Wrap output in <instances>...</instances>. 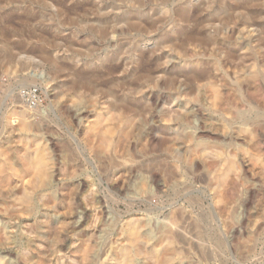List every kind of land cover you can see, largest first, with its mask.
<instances>
[{
  "label": "rangeland",
  "instance_id": "obj_1",
  "mask_svg": "<svg viewBox=\"0 0 264 264\" xmlns=\"http://www.w3.org/2000/svg\"><path fill=\"white\" fill-rule=\"evenodd\" d=\"M45 1L0 0V264H264V0L263 6L235 11L232 26L217 21L206 28L211 38L221 33L223 48L210 88L207 81L191 86L183 75L211 68L210 56H200L206 67L186 65L179 50L159 46L163 34L173 38L180 31L166 24L175 9L202 6L213 21L229 5L214 12L205 7L214 0L155 5L148 17L162 15L165 24L142 26L150 32L139 36L110 35V44L95 28L108 22L122 31V18L144 20L129 12L135 3L85 0L83 10L73 7L77 0ZM135 48L157 65L136 87L141 112L125 123L117 112L120 121L114 124L107 97L112 85L106 84L127 82L129 66L94 78L96 90L72 83L80 69L90 73L106 66L103 58L114 51L122 49L128 65L137 61ZM42 51L51 53L50 60ZM212 87L221 91L217 105ZM22 90L37 91L35 105ZM107 127L114 137L108 139ZM101 135L111 138L110 146L105 140L104 147ZM40 152L52 169L36 184L33 162ZM129 224L138 232L133 257L127 251Z\"/></svg>",
  "mask_w": 264,
  "mask_h": 264
},
{
  "label": "bare ground",
  "instance_id": "obj_2",
  "mask_svg": "<svg viewBox=\"0 0 264 264\" xmlns=\"http://www.w3.org/2000/svg\"><path fill=\"white\" fill-rule=\"evenodd\" d=\"M39 1V0H38ZM47 1V0H46ZM45 1V2H46ZM50 1V0H49ZM48 1V2H49ZM70 1V0H69ZM74 1V0H73ZM87 1V0H86ZM85 0H77V2L73 5V7L75 8V9H77L76 7H78L79 6V8L81 7L83 10H85V8H87L88 7V5H87V3L88 2H86ZM113 1V3H124L123 1H126V0H112ZM172 0H130V4H131V2H133V3H135V6L134 7H132L133 9L131 10V8L129 9L128 7V4H129V2H128V4H127V6L128 7H125L124 5H123V8H128V10H129V12H135V13H137V14H139V16L140 17H142L144 20H141V19H139V18H131V17H129V18H122V20L121 21H119L118 22V24H117V22L115 23V24H117V25H119V24H122V23H124V24H126L127 25V29L125 28V29H123L122 31H117L114 27H111L109 24H108V22H106V23H103V25H101L98 29L97 28H95V30H97V32L100 34V37H102V39H105V40H107L110 44L112 43L113 44V39H111V38H108L110 35H114V38H116V34H118V33H120L121 35H126L127 33L129 34H131L132 32H136L137 34H138V36L139 35H141V34H143L145 31H149L150 32V30H145V29H150V27L151 26H153V25H155V24H165L164 23V18H162V15L161 16H157V19H151L150 17H148V15H149V11L150 10H153L154 9V6L156 5V6H158V7H167L170 3H172L171 2ZM262 1L263 0H214V1H212V2H210V3H208L207 5L205 4V7L208 9V10H211V12H214V11H216L217 9H222V8H224V7H226V5H229L227 8H226V10L219 16V17H217L215 20H210L209 19V17L208 18H206V15H203V13L204 12H206V10H204V8L202 7V6H199L198 8H196L195 10H192V9H185V8H182V7H179V8H177V9H175L174 10V13H173V15L169 18V22L168 23H166V24H168V25H170V26H172V30H174V29H179L180 31L179 32H177V34L173 37V38H171L170 36H171V34H169V33H167L166 35H164L163 34V36H164V38H166V39H163V40H166L164 43H162L160 46H159V50L160 49H162V48H164V47H166V45H171V46H173L174 47V49L176 48L177 50H179L180 52H179V54H182L183 53V55H184V60L183 61H185V63H186V65H188V64H190V65H195V66H205L206 67V65H205V63H203V61H201L200 60V56L201 55H203V56H205V54H206V56L208 55V56H210V58H212L213 59V62L211 63L212 64V67L211 68H204V69H201V70H198L197 68L196 69H191V70H189L188 72H184V77H186V80L189 82V84L191 85V86H198L199 88H200V84H202V82L204 81V82H206V83H204V85L206 84V85H208V87L207 88H210L209 87V85H215V84H212V82H211V80H213V78L215 79V77H213L212 76V72H213V70H215V72L216 71H220L221 70V65L222 64H220L221 63V59L220 58H218V56H219V52L223 49V48H221L222 46H221V43H222V39H221V33H219V31H215L214 33H215V35L213 36V38H211V37H209L208 35H207V30H206V28L209 26V25H213L214 23H216L217 21H220V23L221 24H223L224 26H227L228 24H230L231 22H233L234 21V19H233V15H235L236 16V14L237 13H235V11H241V10H239V9H248V8H251V7H257V6H259V5H261V3H262ZM25 2V1H24ZM41 2H42V0H41ZM47 2V3H48ZM64 2H67V1H65V0H62V3L64 4ZM70 2H72V0L70 1ZM174 2V1H173ZM194 2V1H193ZM54 3V2H53ZM56 3V2H55ZM126 3H127V1H126ZM231 3H233L232 5H231ZM263 3H264V1H263ZM60 4V3H59ZM62 4V5H63ZM65 4H67V3H65ZM85 4V5H84ZM129 4V5H130ZM58 5V4H57ZM86 5H87V7H86ZM114 5V4H113ZM119 5V4H118ZM133 5V4H132ZM66 6V5H65ZM69 6V5H68ZM107 6H109V5H107ZM261 6H263V4L261 5ZM261 6H260V8H261ZM24 7V6H23ZM63 7H64V5H63ZM62 7V8H63ZM67 7V6H66ZM122 7V6H121ZM70 8V7H69ZM96 8V7H95ZM98 8V7H97ZM123 8H121V9H123ZM167 8H169V7H167ZM205 8V9H206ZM259 8V9H260ZM263 8V7H262ZM261 8V9H262ZM24 9H25V7H24ZM64 9V8H63ZM88 9V8H87ZM93 8H91V10H92ZM109 9V8H108ZM11 10V9H10ZM33 10V9H32ZM67 10V9H66ZM80 10V9H79ZM111 10V9H110ZM252 10V9H251ZM263 10V9H262ZM73 11V10H72ZM96 11V10H95ZM98 11V10H97ZM104 11V10H103ZM106 11V10H105ZM258 11V10H257ZM34 12V11H33ZM64 12V11H63ZM70 12H71V10H70ZM88 12V11H87ZM91 12V11H90ZM99 12H100V10H99ZM98 12V13H99ZM102 12V11H101ZM112 12V11H111ZM104 13V12H103ZM106 13V12H105ZM161 13V12H160ZM235 13V14H234ZM244 13V12H243ZM245 13H247L246 11H245ZM94 14V13H93ZM96 14V13H95ZM131 14H133V13H131ZM239 14V13H238ZM90 15V14H89ZM98 15H101V14H98ZM105 15V14H104ZM129 15V14H128ZM240 15H243V17H244V15H246V14H240ZM250 15V14H249ZM253 15H255V13L253 14ZM96 16V15H95ZM239 16V15H238ZM257 16V15H256ZM9 17H10V15H9ZM8 17V18H9ZM11 17H12V14H11ZM10 17V18H11ZM87 17L89 18V16L87 15ZM237 17V16H236ZM246 17H247V15H246ZM253 17V16H252ZM16 18V17H15ZM100 18H103V16L102 17H100ZM154 18H156V17H154ZM245 18V17H244ZM250 18V17H249ZM13 20H14V18H12ZM92 19V18H91ZM207 19H209V20H207ZM29 20V19H28ZM34 20V19H33ZM32 20V21H33ZM101 20V19H100ZM99 20V21H100ZM114 20H116V19H114ZM237 20V19H236ZM235 20V21H236ZM7 21V20H6ZM11 21V20H10ZM31 21V22H32ZM36 21V20H35ZM92 21H94V20H92ZM99 21H97L96 23H98ZM102 21V20H101ZM111 21V20H110ZM9 22V21H8ZM103 22H104V20H103ZM102 23V22H101ZM219 23V24H220ZM92 24H93V22H92ZM114 24V25H115ZM158 24V25H159ZM232 24H234V23H232ZM87 25V24H86ZM89 25H91L90 23H89ZM99 25V24H98ZM97 25V26H98ZM112 25V24H111ZM215 25V24H214ZM92 26V25H91ZM116 26V25H115ZM142 26H143V28H145V29H143L142 28ZM146 26V27H145ZM157 26V25H156ZM230 26H232L231 24H230ZM93 27V26H92ZM124 27V26H123ZM159 27V26H158ZM91 28V27H90ZM94 28V27H93ZM119 28V27H118ZM222 28V27H221ZM233 28V27H232ZM155 29V28H154ZM157 29V28H156ZM227 29H228V27H227ZM230 29H231V27H230ZM94 30V29H93ZM94 30V31H95ZM145 30V31H144ZM153 30V28L151 29V31ZM238 30V29H237ZM93 32V31H92ZM96 32V31H95ZM6 34V33H5ZM145 34V33H144ZM152 34V33H151ZM8 35V34H7ZM133 35V34H132ZM225 37V35L223 34L222 35V37ZM33 37H35L34 35H33ZM42 37V36H41ZM147 37V36H146ZM161 38H163V37H161ZM169 38H171L170 40H167V39H169ZM97 41V40H96ZM122 41V40H121ZM221 42V43H220ZM82 43H83V41H82ZM77 45V44H76ZM107 46V45H106ZM221 46V47H220ZM73 47H75V46H73ZM122 48V47H121ZM127 48V47H126ZM145 48V47H144ZM215 48H217V50L215 49ZM86 49V48H85ZM120 49V48H119ZM171 49H172V47H171ZM225 49V48H224ZM116 50V49H115ZM125 50V49H124ZM135 51H134V53H135V55H134V58L136 57L137 58V61H136V59H135V61H132L129 65H128V61L124 58V60H122L121 59V52L120 51H122V49L121 50H119V52L118 51H114V53H112V57L111 58H108V59H106V58H103L104 59V61H107V65L106 66H103V67H99L98 69H94L93 70V72L91 71H89L90 73H85V71H83L82 69H80V71L79 70H77V71H79L77 74H76V78H77V80H75V82L74 83H72L73 84V87L74 88H77L78 89V87L79 86H85V88L86 87H88V88H90L91 89V87H93V90H96L97 88H96V86H98V85H96V81L94 80L93 81V79L94 78H96V80H98V79H102V78H106L107 77V75H110V76H112V75H117L118 73L117 72H119L121 69H126V68H124L125 66H129V70H126L125 72H126V78H130V80L131 81H129L128 79H127V82L126 81H124V80H122V81H116V80H111V81H109V82H107V84H106V86L107 85H112V87L108 90V92H107V97H109V98H112V100H113V102H111L112 104H110V105H108V106H110V108L112 109V111H114L115 113H116V115H117V112H118V114H119V119H121L122 117L123 118H125L123 121H124V123L126 122V121H128V120H126V118L127 119H129L130 117L132 118V116H134V115H136V114H139L140 112H141V110H142V107H140V106H138L137 104V97H136V94L138 95V93L139 92H141V90L138 88L137 90L139 91L138 93L136 92L137 90H136V87H137V85L138 84H140V83H142L143 81L144 82H146V81H148L150 78H151V75L153 74L152 73V71H153V67L154 66H156L157 65V61L155 60L154 62H150L149 60H147L146 59V57H147V55L146 54H144L143 52H142V50L140 51L138 48H135L134 49ZM201 50H203L204 52V54L202 53H200L201 52ZM8 51H10L9 49H8ZM7 51V53H9ZM43 51H44V49H43ZM42 51V52H43ZM85 52V51H84ZM83 52V53H84ZM154 52V51H153ZM85 53H87V52H85ZM123 53V52H122ZM45 57H47V60H50V54L49 53H45V52H43L42 53ZM149 54H150V52H149ZM155 54V53H154ZM177 54V53H176ZM87 55V54H86ZM123 55H124V53H123ZM127 55V54H126ZM156 55V54H155ZM8 56V55H7ZM9 56H12V58H13V55H12V53H11V55H10V53H9ZM8 56V57H9ZM180 56V55H179ZM80 57V56H79ZM83 57V56H82ZM11 58V57H10ZM131 58H133V56H131ZM226 58L228 59V60H231L232 59V61H233V58H234V53L233 52H231V51H227V53H226ZM152 59V58H151ZM159 60V59H158ZM161 60V59H160ZM226 60V59H225ZM235 60V59H234ZM152 61V60H151ZM95 62V61H94ZM100 62V61H99ZM126 62H128V63H126ZM138 62V66H134V64L135 63H137ZM163 63H164V61H162ZM235 62V61H234ZM249 62H251V61H249ZM91 63V62H90ZM106 63V62H105ZM223 63V62H222ZM98 64V63H97ZM242 64V63H241ZM248 64V63H247ZM132 65V68H130V66ZM186 65H184V66H186ZM210 65V64H209ZM233 65V64H232ZM249 65H250V63H249ZM253 64H251V66H252ZM70 66V65H69ZM75 67H76V65H74ZM73 66V67H74ZM86 66H87V64H86ZM89 66V65H88ZM87 66V67H88ZM224 66V65H223ZM234 66V65H233ZM65 67V66H64ZM159 67V66H158ZM161 67V66H160ZM194 67V66H193ZM227 67H229L228 65H227ZM237 67V66H236ZM84 68H86V67H84ZM91 68V67H90ZM163 68V67H162ZM239 68V67H238ZM242 68V67H241ZM87 69H89V68H87ZM159 69V68H158ZM230 69V68H229ZM58 70H61V68L60 67H58ZM156 70V69H155ZM63 71V70H62ZM229 71V70H228ZM251 71H253V68H251ZM86 72H87V70H86ZM121 72V71H120ZM122 72H124V71H122ZM72 73H74V72H72ZM106 73V74H105ZM155 73V72H154ZM156 73H157V71H156ZM164 73V72H163ZM68 74V73H67ZM66 74V75H67ZM75 74H73V75H75ZM105 74V75H104ZM120 74V73H119ZM159 74V73H158ZM161 74V73H160ZM253 74H255L254 73V71H253V73H252V76L254 77V75ZM58 75V74H57ZM63 75V74H62ZM154 75V74H153ZM164 75V74H163ZM63 76H65V75H63ZM68 76V75H67ZM67 76H65V77H67ZM158 76V75H157ZM168 76V75H167ZM213 78H212V77ZM163 77V76H162ZM165 77V76H164ZM170 76H168V77H166V78H169ZM251 77V76H250ZM253 77H251V78H253ZM70 78V77H69ZM161 78V77H160ZM178 78V76L177 75H175V76H173L172 78H171V81H174V80H176ZM116 79V78H115ZM123 79V78H122ZM157 79H159V78H157ZM215 80H217V79H215ZM70 81V80H69ZM129 81V82H128ZM155 81V80H154ZM157 82V81H156ZM187 82V83H188ZM148 83V82H147ZM150 83V82H149ZM213 83H216V81H214L213 80ZM224 83V82H223ZM226 83V82H225ZM228 83V82H227ZM144 84V83H143ZM105 85V84H104ZM141 85V84H140ZM139 85V86H140ZM203 84H202V86H204ZM205 85V86H206ZM101 86V85H100ZM142 86V85H141ZM189 86V85H188ZM201 86V87H202ZM216 86H218V85H216ZM233 86V85H232ZM80 87V88H81ZM82 87V88H83ZM148 87V86H147ZM215 87V86H214ZM214 87H212V90H214L215 92L217 91V89L215 90V88ZM219 87V86H218ZM225 87H226V85H225ZM237 87V86H236ZM70 88V87H69ZM113 88V89H112ZM197 88V87H196ZM195 88V89H196ZM205 88V87H204ZM214 88V89H213ZM217 88V87H216ZM73 89V88H72ZM87 89V88H86ZM219 89V88H218ZM238 90V89H237ZM75 91V90H74ZM81 91V90H80ZM87 91V90H86ZM92 91V90H91ZM119 91H123V92H126V91H128V93L126 94V97H121L120 96V93H119ZM132 91H134L133 93H132ZM209 91V90H208ZM236 91V90H235ZM94 92V91H93ZM214 92V98H212V99H216V100H218L219 99V101H216V100H214V102H216V104L214 103V105H217V104H219L218 102H220L221 100H220V98L218 97V98H216L217 97V95H218V93L220 94V92L221 91H218V92H216L215 93ZM75 93V92H74ZM78 93V92H77ZM80 93V92H79ZM94 94H95V92H94ZM98 94V93H97ZM102 94V93H101ZM104 94V93H103ZM217 94V95H216ZM239 95V94H238ZM79 96V95H78ZM105 96V95H104ZM164 96V95H163ZM218 96H220V95H218ZM106 97V96H105ZM212 97V96H211ZM140 98V97H139ZM138 98V99H139ZM106 99V98H105ZM211 99V100H212ZM111 101V100H110ZM105 103V102H104ZM154 104V103H153ZM212 105H213V103H212ZM224 106V105H223ZM214 107H218V106H214ZM213 107V108H214ZM109 108V109H110ZM255 108V107H254ZM104 109V108H103ZM224 109H221V111H223ZM112 111H110L109 112V114H111V115H109V116H113L112 118L111 117H108L109 118V120H108V123H109V121H110V123L113 121V120H115V117H118V115L117 116H115V114H113V113H111ZM101 112V111H100ZM227 112V111H226ZM225 112V113H226ZM99 113V112H98ZM77 114V113H76ZM100 114V113H99ZM98 114V115H99ZM106 114V113H105ZM113 114V115H112ZM232 114V113H231ZM237 114V113H236ZM234 115V114H233ZM232 115V116H233ZM238 115H240V114H238ZM80 116V115H79ZM82 116H83V114H82ZM103 116V115H102ZM107 116V115H106ZM120 116H121V118H120ZM96 117V116H95ZM104 117V116H103ZM97 118H98V116H97ZM107 118V117H106ZM107 118V119H108ZM112 119V121H111V119ZM79 119V118H78ZM86 119V118H85ZM89 119V118H88ZM102 119V118H101ZM118 119V118H117ZM118 119V121H120ZM93 120V119H92ZM98 120H99V118L97 119V120H95L97 123H98ZM126 120V121H125ZM130 120V119H129ZM77 121V120H76ZM95 121H93L94 123H95ZM100 121V120H99ZM102 121H104V119L103 120H101L100 122L102 123ZM115 121H117V120H115ZM117 121V122H118ZM123 121L121 120V122H122V124L124 125V123H123ZM132 121H133V119H132ZM92 122V121H91ZM100 122L98 123V125L99 126H101V125H103L102 127H103V129L101 128V127H98V128H101L103 131L104 130H106V124H104L105 123V121L102 123V124H100ZM116 122V123H117ZM259 122V121H258ZM257 122V123H258ZM80 123H81V121H80ZM112 123H114V121L112 122ZM90 124H93V123H90ZM115 124V123H114ZM114 124H112V125H114ZM118 124V123H117ZM129 124H130V122H129ZM254 124H255V122H254ZM104 125H105V129H104ZM112 125H111V127H112ZM122 125V126H123ZM257 125V124H256ZM91 127H92V125H90ZM93 126H94V124H93ZM96 126H97V124H96ZM96 126H94L95 128H96ZM116 127H118L117 125H115ZM121 128V131L119 130V131H117V132H119L120 134H121V132L123 131L122 130V126L121 125H119ZM260 126V125H259ZM110 127V129H112V128H116V127H112L111 128ZM127 128H129L128 127V125H127ZM91 129H93V127L91 128ZM100 129V130H101ZM110 129H108V127H107V131L108 130H110ZM96 130V129H95ZM95 130L93 131V134H94V132H95ZM98 130V129H97ZM96 130V131H97ZM125 130V129H124ZM90 131V130H89ZM102 131V132H103ZM113 131H115V130H113ZM98 132V131H97ZM97 132H95L96 134H98ZM101 131H100V133L101 134H103ZM106 132V131H105ZM111 132V131H110ZM109 131L108 132H106V133H110ZM126 132V131H125ZM125 132H123V133H125ZM106 133H104V134H106ZM112 133H110L109 135L108 134H106V135H108V139H109V136L111 137V136H113V135H116V133L115 134H113V135H111ZM99 135V137H100V134H98ZM106 135H105V137H106ZM95 136V135H94ZM102 136V135H101ZM102 137H104V136H102ZM105 137L104 138H101V140H103L104 139V142H103V145L105 144ZM114 137V136H113ZM107 138V137H106ZM115 139V138H114ZM107 142H108V140H106ZM110 141L112 142V140H111V138H110ZM109 141V142H110ZM107 142H106V144H107ZM108 142V143H109ZM112 144V143H111ZM101 145H102V142H101ZM103 145H102V147H103ZM107 145H109L110 146V143L109 144H107ZM112 146V145H111ZM114 146V145H113ZM104 147H105V145H104ZM106 147H108V146H106ZM109 148H111V147H109ZM103 149H105V150H109V149H106V148H103ZM110 151V150H109ZM108 153V152H107ZM221 155H224V154H221ZM228 156V155H227ZM224 158H226V157H223V159ZM49 156L47 157V155H46V153L45 152H40L38 155H37V157H36V159L34 160V162H33V166H34V170H35V176H36V184L37 183H43L47 178H48V175H49V172L51 171V166H50V164H51V160L49 161ZM236 165V164H235ZM232 166H233V164L232 163H230L229 165H228V169H231L232 168ZM236 167V166H235ZM236 170V169H235ZM227 173H228V170H225V171H223L222 172V174H220L221 175V177L222 178H225L226 177V175H227ZM230 177V176H229ZM228 177V178H229ZM227 178V179H228ZM226 181V180H225ZM224 181V182H225ZM226 183V182H225ZM224 184V183H223ZM223 186V185H222ZM224 187V186H223ZM220 191V190H219ZM25 200H26V202L29 204L30 203V198L27 196V199L25 198ZM31 206V205H30ZM173 221V220H172ZM133 222V221H132ZM131 221H130V223H132ZM133 225H134V223H132ZM170 224H173V223H170ZM175 224V223H174ZM130 225V224H129ZM133 225H130V227H129V237H128V241H129V245H128V247H127V251H128V253H129V256H131V257H133V255H134V245L138 242V232L136 231V229L134 228V226ZM167 227V226H166ZM175 227V226H174ZM171 228V227H170ZM170 228H168V229H170ZM126 229H128V228H126ZM168 229H166V231L168 230ZM174 228H172V231H174L175 232V234H176V231H175V229L173 230ZM138 230V229H137ZM170 231V230H169ZM126 232H128V231H126ZM171 232V231H170ZM128 234V233H127ZM172 235V234H171ZM175 236V235H174ZM171 237V236H170ZM179 237H180V235H179ZM176 238V237H175ZM174 238V239H175ZM129 261V260H128ZM130 261H131V259H130Z\"/></svg>",
  "mask_w": 264,
  "mask_h": 264
},
{
  "label": "built area",
  "instance_id": "obj_3",
  "mask_svg": "<svg viewBox=\"0 0 264 264\" xmlns=\"http://www.w3.org/2000/svg\"><path fill=\"white\" fill-rule=\"evenodd\" d=\"M21 96H28L30 99L28 100V103H32L35 105V103L37 102L36 99H37V91H29V92H26L24 90H22L20 92Z\"/></svg>",
  "mask_w": 264,
  "mask_h": 264
}]
</instances>
